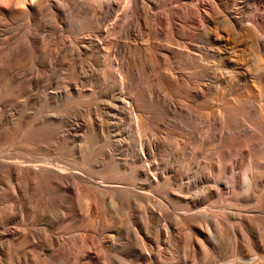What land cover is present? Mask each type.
Here are the masks:
<instances>
[{"label": "rangeland", "instance_id": "rangeland-1", "mask_svg": "<svg viewBox=\"0 0 264 264\" xmlns=\"http://www.w3.org/2000/svg\"><path fill=\"white\" fill-rule=\"evenodd\" d=\"M47 1L24 63L0 68V159L67 175L0 173V264H264V0L215 4L208 25L191 0ZM233 13L257 32L234 34L230 72L213 39L231 40ZM3 22L0 43L23 38ZM147 163L157 186L133 177Z\"/></svg>", "mask_w": 264, "mask_h": 264}, {"label": "bare ground", "instance_id": "bare-ground-1", "mask_svg": "<svg viewBox=\"0 0 264 264\" xmlns=\"http://www.w3.org/2000/svg\"><path fill=\"white\" fill-rule=\"evenodd\" d=\"M43 1L44 0H0V22H3V21H5V23L6 22H15V21H17V20H21L22 21V23H24L25 22V25L27 26V29L29 28V30H27L26 28V32H25V34H23L22 36H23V38H21L20 40H18V41H14L13 42V44H9V42L8 43H4L3 42V40H2V42L0 43V68L1 69H9V68H11L12 66H14L15 64H17L18 65V63H19V59H20V57L23 59V56H24V54H27L29 51H30V49L31 48H33V43L35 42V38H34V36L36 35H32V30H31V28H30V26H31V23L34 25V26H38L39 25V18L40 17H42V16H40L39 17V13L41 12V8L43 7L42 6V4H44L43 3ZM49 1V0H48ZM47 1V2H48ZM70 1H72V0H70ZM79 1V0H78ZM143 1V0H142ZM187 1V0H186ZM214 2L212 3V4H208L207 6H208V8L207 9H205V10H203L202 9V7H204L203 6V4H204V0L202 1V0H191V2H190V6H189V13H190V15L192 14V16H199L201 19H202V21L203 20H205V21H212L213 23H214V21H217L218 20V14H219V10L214 6L215 4H217L218 5V3H223V2H225V1H227V0H213ZM245 1H249V0H244V2ZM76 2V1H75ZM128 2L130 3V2H132V3H136L137 4V0H128ZM141 2V1H140ZM184 2V1H183ZM183 2H181V3H183ZM210 2V1H209ZM231 2V1H230ZM230 2H227V3H230ZM250 2V1H249ZM253 2V1H252ZM51 3V2H50ZM67 3V2H66ZM226 3V4H227ZM247 3V2H246ZM251 3V2H250ZM54 4V3H53ZM77 4H79V3H77ZM188 4V3H187ZM262 4V3H261ZM52 5V4H51ZM62 5V4H61ZM263 5V4H262ZM49 6V5H48ZM66 6H68V5H66ZM64 7V6H63ZM134 7V6H133ZM45 8V7H44ZM48 8V7H47ZM52 8V7H51ZM50 8V9H51ZM182 8V7H181ZM219 8V7H218ZM54 9V8H53ZM67 9H69L68 7H67ZM66 9V10H67ZM183 9V8H182ZM181 9V10H182ZM220 9V8H219ZM132 10V9H131ZM174 10V9H173ZM55 11V10H54ZM69 11V10H68ZM223 11V10H222ZM221 11V12H222ZM173 12H175V10L173 11ZM224 12V11H223ZM225 13V12H224ZM232 13V12H231ZM255 13V12H254ZM184 14V13H183ZM188 14V13H187ZM244 14V13H243ZM243 14H241V15H243ZM257 14V13H256ZM168 15V14H167ZM228 15V14H227ZM238 15V14H237ZM244 15H246V14H244ZM221 16H222V14H221ZM226 16V15H225ZM233 22H234V26L236 27V28H240V30H238V33H236L235 31H236V28H234V31H233V27H232V24H231V21L229 20L228 21V24L230 25V29H231V33H233V35H231V36H233L232 38H231V40H227V38H222L223 36L221 35V37H219L217 34H214V41H213V43H217L216 45H214V46H217L218 45V48H221L220 50H218V51H221L222 50V52H219L220 53V56L222 57V59H223V64H222V66H223V68H227V70H229L228 68H230V69H233V70H238L240 67H242V62L240 61V59H243V58H240L241 56L237 53V51L239 50L238 48H237V46H238V44H236L235 42H236V39H237V37H235L234 36V34H239L240 36L242 35L243 37H246V40L247 39H250V42H252L253 40V37L254 36H256L255 35V32H257V31H255V29L253 28V27H251V26H249V25H251V24H245L246 26H241V21H243V19L242 18H240L239 17V19H237V18H234V16H236V15H234V13H233ZM188 17V16H187ZM198 17V19L200 20V18ZM243 17H245V16H243ZM254 17V16H253ZM56 18V17H55ZM197 18V17H196ZM251 18V17H250ZM46 19V18H45ZM57 19V18H56ZM170 19V18H169ZM219 19H220V17H219ZM222 19V18H221ZM228 19H231V18H229V16H228ZM53 20V19H52ZM189 20V19H188ZM193 20V19H192ZM186 21V20H185ZM205 21H203L204 23L203 24H207ZM223 21V20H222ZM221 21V22H222ZM225 21V20H224ZM8 22V23H9ZM195 22H196V20H195ZM219 21H217V23H218ZM232 22V23H233ZM245 22V21H244ZM256 22V21H255ZM4 23V22H3ZM21 23V24H22ZM53 23V22H52ZM171 23H173V22H171ZM177 23V22H176ZM186 23V22H185ZM188 23V22H187ZM200 23V22H199ZM179 24V23H178ZM203 24H201V25H203ZM3 25V24H2ZM24 25V24H23ZM117 25V24H116ZM185 25V24H184ZM196 25V24H195ZM208 25V24H207ZM252 25H254V24H252ZM261 25V24H260ZM25 26V27H26ZM43 26V25H42ZM170 27H171V25H169ZM175 26V25H174ZM177 26V25H176ZM183 26V25H182ZM200 26V25H199ZM1 27V26H0ZM189 27V26H188ZM215 27H217L216 25H215ZM227 27V26H226ZM35 28V27H34ZM100 28V27H99ZM178 28H181L180 26L178 27ZM187 28V27H186ZM202 28V27H201ZM200 28V29H201ZM225 28V27H224ZM24 29V30H25ZM173 29V28H172ZM185 29V28H184ZM184 29H182L181 31H179V33L181 34V35H184L185 34V30ZM188 29V28H187ZM190 29V28H189ZM188 29V30H189ZM192 29V28H191ZM203 29V28H202ZM209 29V28H208ZM221 30H222V28H220ZM37 30V29H36ZM41 30V29H40ZM101 30H103V31H105L106 30V28L105 29H101ZM205 30H207V29H205ZM215 30V29H214ZM217 30H219V29H217ZM226 29H224V31H225ZM168 31H169V29H168ZM211 31V30H210ZM209 31V32H210ZM35 32V31H34ZM225 32H227V31H225ZM1 33V32H0ZM21 33H22V31H21ZM104 33V32H103ZM214 33H216V32H214ZM229 32H227V36L229 35L228 34ZM260 33V32H259ZM89 34V33H88ZM99 34H100V32H99ZM168 34V33H167ZM166 34V35H167ZM207 34H209V33H207ZM206 34V35H207ZM257 34V33H256ZM187 35V34H186ZM239 35H237V36H239ZM260 35V37H261V34H259ZM2 36V35H1ZM0 36V37H1ZM19 36V35H18ZM18 36H17V38H18ZM169 38L172 40L173 38H174V34L172 33V32H170L169 33ZM208 36V35H207ZM239 36V37H240ZM264 36V35H263ZM88 37V36H87ZM206 37V36H205ZM225 37V36H224ZM39 38V37H38ZM176 38V37H175ZM1 39V38H0ZM4 39V38H3ZM19 39V38H18ZM37 39V38H36ZM104 39V38H103ZM245 39V38H244ZM243 39V40H244ZM38 40V39H37ZM93 40V39H92ZM177 40V39H176ZM179 40H180V38H179ZM178 40V41H179ZM212 40V39H211ZM238 40V39H237ZM101 41V40H100ZM181 41H183V39L181 40ZM189 41H191V40H189ZM39 42V41H38ZM103 42V41H102ZM105 42V41H104ZM185 42V41H184ZM193 44H194V42H192ZM191 43V44H192ZM254 43V42H253ZM85 44V43H84ZM99 44V42H95V40H94V42L93 41H90V45L91 46H97ZM177 44H179V43H177ZM239 44H240V42H239ZM249 44V43H248ZM86 45V44H85ZM87 45H88V43H87ZM168 46H169V44H167ZM175 45V44H174ZM174 45H172V46H174ZM181 45V44H180ZM250 45V44H249ZM254 45L258 48V46L259 45H263V44H261V43H259L258 41H256L255 43H254ZM81 46H82V44H81ZM91 46H89V48L91 47ZM171 46V47H172ZM185 46V45H184ZM209 46V45H208ZM67 47V46H66ZM75 47V46H74ZM77 47V46H76ZM80 47V46H79ZM78 47V48H79ZM83 47V46H82ZM86 47V46H85ZM175 48H176V46H174ZM188 47V46H187ZM194 47V46H193ZM240 47V46H239ZM243 47V46H242ZM241 47V48H242ZM248 47V46H247ZM260 47V46H259ZM88 48V47H87ZM101 48V47H100ZM209 48V47H208ZM243 48H245V47H243ZM263 48V47H262ZM63 49V48H62ZM190 49V48H189ZM189 49L188 48H186V50H188V53H189ZM210 49V48H209ZM245 49H247V48H245ZM248 49H251L250 47L248 48ZM259 49V48H258ZM264 49V48H263ZM32 50V49H31ZM34 51H35V49H33ZM56 50V49H55ZM61 50V49H60ZM65 50H66V48H65ZM76 50H78V49H76ZM86 50V49H85ZM217 50V49H216ZM82 51V50H81ZM80 51V52H81ZM100 51H102V50H100ZM103 51H105V50H103ZM191 51H193L192 49H190V52ZM196 51V50H195ZM194 51V52H195ZM209 51V50H208ZM212 51V50H211ZM211 51H210V53H211ZM243 51V50H242ZM256 51V50H255ZM27 52V53H26ZM59 52V51H58ZM85 52V51H84ZM106 52H108V51H106ZM194 52H192V53H194ZM215 52V51H214ZM246 52V51H245ZM263 53H264V51H262ZM76 53V52H75ZM99 53V52H98ZM207 53H209V52H207ZM257 53V52H256ZM32 54H34V53H32ZM80 54V53H79ZM97 54V53H96ZM102 54V53H101ZM105 54V53H104ZM196 54H197V51H196ZM222 54V55H221ZM261 54V53H260ZM30 55H31V52H30ZM103 55V54H102ZM190 55H192V54H190ZM242 55V54H241ZM244 55V54H243ZM77 57H79L78 55H76ZM75 56V57H76ZM198 56V55H197ZM219 56V57H220ZM245 56V55H244ZM244 56H242V57H244ZM199 57H200V55H199ZM193 58V57H192ZM200 58H202V57H200ZM216 58H218V57H216ZM264 58V57H263ZM22 59H21V61H22ZM25 59H26V56H25ZM197 59H199V58H197ZM258 59V58H257ZM27 60V59H26ZM195 60H196V58H195ZM21 61H20V63H21ZM190 61V60H189ZM199 61V60H198ZM221 61V60H220ZM225 61V62H224ZM245 61V60H244ZM246 62V61H245ZM19 63V64H20ZM22 63H24L23 61H22ZM118 63V62H117ZM201 63V62H200ZM216 63V62H215ZM113 64V63H112ZM202 64V63H201ZM244 64V63H243ZM255 64V63H254ZM262 64H264V63H262ZM220 65V64H219ZM249 65V64H248ZM16 66V65H15ZM22 66V65H21ZM125 66V65H124ZM252 66V65H251ZM20 67V66H19ZM18 67V68H19ZM244 67V66H243ZM17 68V67H16ZM34 68V67H33ZM212 68V67H211ZM222 68V69H223ZM245 68H246V66H245ZM257 69H258V71H264V66H261L260 64L259 65H257V67H256ZM207 69V68H206ZM220 69V68H219ZM218 69V70H219ZM256 69V70H257ZM201 70H202V68H201ZM215 70H217V68L215 69ZM224 70V69H223ZM226 70V71H227ZM242 70V69H241ZM247 70V69H246ZM12 71V70H11ZM213 71V70H212ZM225 71V70H224ZM230 72H231V70H229ZM242 71H244V69L242 70ZM10 72V71H9ZM116 72H118V71H116ZM250 72V71H249ZM104 73V72H103ZM244 73V72H243ZM110 74H111V72H110ZM118 74V73H117ZM125 74V73H124ZM256 74H257V72H256ZM119 75H120V73H119ZM230 75H231V73H230ZM5 76V75H4ZM122 76V75H121ZM228 76V75H227ZM251 76V75H250ZM253 77H258L259 79H261V80H263L264 81V73H260V74H258V76H254V74L252 75ZM1 77V76H0ZM204 77V76H203ZM246 77V76H245ZM122 78V77H121ZM121 78H120V80H121ZM124 78V77H123ZM231 78H232V76H231ZM240 78V77H239ZM238 78V79H239ZM235 81V80H234ZM204 84V83H203ZM207 84V83H206ZM234 84H236V83H234ZM123 85V84H122ZM193 85H195L194 83L191 85L192 86V89L195 87H193ZM208 85V84H207ZM200 86V85H199ZM190 87V86H189ZM124 90V89H123ZM203 90V89H202ZM205 93V92H204ZM135 95V94H134ZM140 95V94H139ZM121 97V96H120ZM119 98V97H118ZM122 98V97H121ZM124 98V97H123ZM120 99V98H119ZM125 99V98H124ZM132 99V98H131ZM125 101H126V99H125ZM123 99H120L118 102L120 103V105H122L121 107H128V104H127V102H125ZM139 101V100H138ZM118 103V104H119ZM140 103H141V101H140ZM139 103V104H140ZM241 105L242 104H240V100H236V102L231 106V107H228V114H231L232 112L234 113H236V114H239V113H241ZM249 105H247V107H248ZM251 107V106H250ZM243 108V107H242ZM244 109V108H243ZM126 110H128V109H126ZM243 113V112H242ZM241 113V114H242ZM239 116V115H238ZM247 116V115H246ZM241 117H243L244 118V115L243 116H241ZM138 119V118H137ZM224 120H225V118H224ZM260 120V119H259ZM138 121V120H137ZM223 121V120H222ZM229 121V120H228ZM231 121V120H230ZM264 121V120H263ZM232 122V121H231ZM243 122V121H242ZM251 123V122H250ZM260 123V122H259ZM141 125V124H140ZM236 124H234V126H235ZM238 125V124H237ZM27 126V125H26ZM246 126V125H245ZM245 126H243L242 128H244ZM248 127H249V125H247ZM246 126V127H247ZM245 127V128H246ZM229 128V127H228ZM250 128H252V129H254L252 126L251 127H249V128H247V129H250ZM262 128V127H261ZM239 130V129H238ZM240 131V130H239ZM250 131V130H249ZM252 131V130H251ZM232 132H233V130H232ZM242 132V131H241ZM242 133H244V132H242ZM253 138V137H252ZM141 141V140H140ZM140 144H141V142H140ZM150 148V147H149ZM142 150V149H141ZM143 152V151H142ZM248 152H249V150H248ZM141 153V152H140ZM251 153V152H250ZM255 154V153H254ZM253 154V155H254ZM252 155V156H253ZM7 156V155H6ZM144 157V153H141V155H139L138 156V160H139V162L141 163V158H143ZM250 158H251V155L249 156ZM146 158V157H145ZM31 160V159H30ZM254 160V159H253ZM135 162V161H134ZM254 162H255V160H254ZM49 163V162H48ZM150 163H151V161H150ZM152 164V163H151ZM155 165V164H154ZM252 166H254V167H256L255 166V164H252ZM153 167V166H152ZM216 167H220V166H216ZM62 168V167H61ZM154 169V168H153ZM257 170V169H256ZM225 171V170H224ZM7 173V174H9V175H13L14 173H16V172H23L24 174H26L27 176H31V178H33V179H35V181L36 180H39V182L41 181V180H44L45 178H47L49 175H54V176H57V177H61L62 175H63V173L64 174H66L65 173V171H63V170H61V169H59V168H57V167H55V166H51L50 164L48 165V164H44V163H39V164H28V163H22V162H13V161H11V160H9V159H0V173ZM80 172V171H79ZM68 173V172H67ZM221 173H222V171L221 170H219V174L221 175ZM255 173V172H254ZM8 175V176H9ZM20 175V174H19ZM25 175V176H26ZM67 175V174H66ZM156 175V173H153L152 171H151V165L149 164V163H147V164H140L138 167H134L133 168V177H135V178H137V177H142L145 181H143V183H147L148 184V187L149 186H153V185H156L157 183H158V181H157V177L155 176ZM70 176H72L71 175V173H70ZM76 176H78V175H76ZM83 176V175H82ZM158 176V175H157ZM63 177V176H62ZM69 177V176H68ZM162 179H165V175L162 173V175L160 176ZM159 177V178H160ZM249 176H247V178H246V182L248 183L247 185L249 186V187H251V186H253V184H255V182H256V180H257V178L256 177H252V178H248ZM8 178V177H7ZM10 178H11V176H10ZM54 179H55V177H53ZM52 178V179H53ZM72 178V177H71ZM82 178V177H81ZM235 178V177H234ZM70 179V178H69ZM83 179V178H82ZM231 181H233V178H229ZM61 180V179H60ZM90 180V179H89ZM235 180V179H234ZM47 181V180H46ZM98 182V181H97ZM139 182V181H138ZM142 182V181H141ZM116 184L117 183H114L113 181H109V180H104V181H102V183L100 182L98 185L100 186V187H103V188H106V189H114L115 187H116ZM118 185V184H117ZM121 185V184H120ZM157 186V185H156ZM211 188V187H210ZM213 188V187H212ZM210 190V189H209ZM212 192V191H211ZM214 192V191H213ZM148 193V192H147ZM151 193V192H150ZM150 202V201H149ZM152 203V202H151ZM165 203V202H164ZM160 205V204H159ZM89 206V205H88ZM169 206V205H168ZM152 207V206H151ZM164 207V206H163ZM152 209V208H151ZM148 210V209H147ZM156 210V209H155ZM145 211V210H144ZM187 212V211H186ZM190 212V211H189ZM244 212V211H243ZM241 214V213H240ZM152 215V214H151ZM158 215V214H157ZM155 216V215H154ZM145 217H146V215H145ZM242 217V216H241ZM161 218H162V216H161ZM158 219H160V218H158ZM163 219V218H162ZM207 221V220H206ZM165 222V221H164ZM168 224V223H167ZM198 224V223H197ZM221 230V229H220ZM222 234V233H221ZM90 252V254L92 255L93 254V251L91 250V251H89ZM97 255H99V254H97ZM257 262V261H256ZM255 263V262H254ZM159 264H162L160 261H159ZM164 264V263H163ZM252 264V263H251ZM257 264V263H256ZM260 264V263H259Z\"/></svg>", "mask_w": 264, "mask_h": 264}]
</instances>
